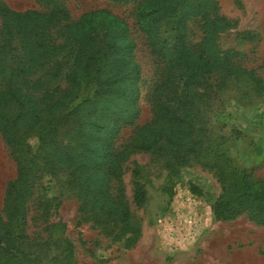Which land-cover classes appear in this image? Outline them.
Masks as SVG:
<instances>
[{"label": "trees", "instance_id": "16d2710c", "mask_svg": "<svg viewBox=\"0 0 264 264\" xmlns=\"http://www.w3.org/2000/svg\"><path fill=\"white\" fill-rule=\"evenodd\" d=\"M42 1L52 4L48 12L14 10L0 1V54L13 51V65L0 71V135L16 165L0 208V264H47L44 252H51L48 264L73 263L72 241L54 234L64 224L49 223L51 230L45 235L27 230L28 201L37 181L53 168L72 176L79 211L87 219L106 235L123 240L125 247L132 246L142 227L130 204H142L145 190L135 179L139 170L133 162L129 201L121 173L124 159L137 152L168 154L174 164L195 162L212 170L220 187L212 205L214 219L245 215L264 225V177L236 167L197 126L212 89L236 81L258 85L264 79V69L243 66L238 51L216 47L213 35L231 25L217 1L111 0L137 3V24L158 59L151 118L119 147L114 141L120 129L132 125L140 113L141 68L127 25L122 32L129 41L127 51L112 32L94 37L82 30L84 14L67 22L63 43L58 44L49 30L68 19V13L58 0ZM190 20L202 34L198 41L192 39ZM63 48L70 56L62 74L67 86L36 90L39 85H32L27 76ZM63 135L73 143L64 142ZM33 136L38 141L35 148L27 140ZM217 139L221 142L222 137ZM47 211L43 204L42 213Z\"/></svg>", "mask_w": 264, "mask_h": 264}, {"label": "rangeland", "instance_id": "374dc122", "mask_svg": "<svg viewBox=\"0 0 264 264\" xmlns=\"http://www.w3.org/2000/svg\"><path fill=\"white\" fill-rule=\"evenodd\" d=\"M0 1L14 10L48 12L52 8L51 3L42 0ZM58 1L69 18L51 25L49 31L56 43H63L67 22H73L83 14L82 30L92 36L112 32L123 50L127 51L129 41L122 37L126 24L128 35L135 43L133 56L141 68L140 113L132 125L120 129L114 141L119 147L128 141L137 126L151 118L156 87L158 59L137 24V3ZM216 1L219 12L231 24L213 35L216 47L238 51L242 55V65L247 68L264 69V0ZM188 27L194 33L193 41L200 40L202 34L196 21L190 20ZM246 33L253 37L246 38ZM65 48L27 76L32 85H39L36 90L67 86L62 74L67 70V64L69 66L70 56L65 54ZM12 53L0 54V71L13 65ZM197 126L203 128L209 144L216 145L233 158L236 167L252 171L255 177H264V79L258 85L236 81L226 88L212 89L207 105L197 118ZM219 137H222L221 142L217 139ZM63 138L64 142L73 143L70 137L63 135ZM27 140L33 148L38 144L34 136ZM133 162L138 164L139 172L135 179L143 185L145 199L140 205L130 204L142 227L132 246L125 247L123 240L106 235L79 211L78 189L72 176L62 168H53L50 174H44L37 181L34 194L28 201L29 234L39 232L45 235L47 230H51V227H46L49 223L64 224V229L60 228L54 234L72 241V264H264V225L249 220L245 215L226 221L214 219L212 205L220 187L212 170L195 162L174 164L168 154L162 157L151 156L147 152L130 154L122 163L121 173L124 195L129 201ZM15 174V162L0 135V208L5 185ZM43 204L48 211L42 213ZM184 216L196 220L197 230L193 237H186L185 228L179 224ZM50 254L43 253L47 264Z\"/></svg>", "mask_w": 264, "mask_h": 264}, {"label": "built area", "instance_id": "2783aa9c", "mask_svg": "<svg viewBox=\"0 0 264 264\" xmlns=\"http://www.w3.org/2000/svg\"><path fill=\"white\" fill-rule=\"evenodd\" d=\"M182 221V222H181ZM179 224H182L183 227L185 228V232L184 234L186 235V237H193V233L196 232V220L192 217H189V216H184L181 218ZM179 230L181 228H178Z\"/></svg>", "mask_w": 264, "mask_h": 264}]
</instances>
